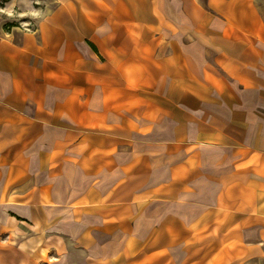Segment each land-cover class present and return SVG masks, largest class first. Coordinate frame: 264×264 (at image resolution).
<instances>
[{"label":"crops","instance_id":"1","mask_svg":"<svg viewBox=\"0 0 264 264\" xmlns=\"http://www.w3.org/2000/svg\"><path fill=\"white\" fill-rule=\"evenodd\" d=\"M21 28L0 235L49 230L34 264L67 237L81 264H264V0H54Z\"/></svg>","mask_w":264,"mask_h":264},{"label":"rangeland","instance_id":"2","mask_svg":"<svg viewBox=\"0 0 264 264\" xmlns=\"http://www.w3.org/2000/svg\"><path fill=\"white\" fill-rule=\"evenodd\" d=\"M54 0H0V35H4L11 31H20L22 26L27 24H33L43 18V15L47 13L53 6ZM29 206V205H28ZM38 210L40 205H36ZM1 215V213H0ZM15 218H10V221ZM2 223V221H1ZM53 239L49 230H24L18 235L9 237L8 235H0V264H34L33 250L45 243H50ZM26 240V241H24ZM24 241L23 243H20ZM64 247L67 244V250L64 252H58L62 257L63 264H81L82 255L80 249L76 250L74 243L71 239L62 240ZM19 247L27 249V251L18 250ZM37 243L39 245H37ZM6 245H11L8 247ZM63 247V246H62ZM54 247H51L52 249ZM47 250L42 261L49 262L53 256L55 260L56 255ZM31 252V253H30ZM40 253H44V249H39ZM66 261H68L66 263ZM42 264V263H41ZM45 264V263H44ZM57 264V263H56Z\"/></svg>","mask_w":264,"mask_h":264}]
</instances>
